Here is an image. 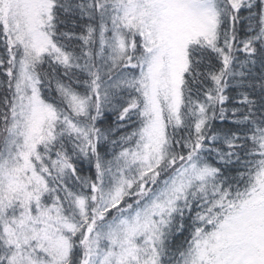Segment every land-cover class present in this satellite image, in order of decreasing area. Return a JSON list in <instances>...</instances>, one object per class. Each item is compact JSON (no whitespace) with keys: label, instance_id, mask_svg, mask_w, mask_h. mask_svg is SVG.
<instances>
[{"label":"snow or ice","instance_id":"obj_1","mask_svg":"<svg viewBox=\"0 0 264 264\" xmlns=\"http://www.w3.org/2000/svg\"><path fill=\"white\" fill-rule=\"evenodd\" d=\"M0 264H264V0H0Z\"/></svg>","mask_w":264,"mask_h":264}]
</instances>
